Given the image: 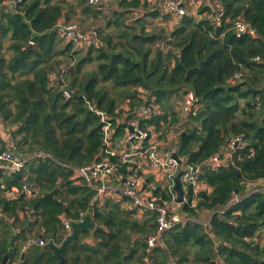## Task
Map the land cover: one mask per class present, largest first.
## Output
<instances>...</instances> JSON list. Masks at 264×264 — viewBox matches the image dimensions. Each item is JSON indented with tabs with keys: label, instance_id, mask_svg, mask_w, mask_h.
I'll return each instance as SVG.
<instances>
[{
	"label": "trees",
	"instance_id": "obj_1",
	"mask_svg": "<svg viewBox=\"0 0 264 264\" xmlns=\"http://www.w3.org/2000/svg\"><path fill=\"white\" fill-rule=\"evenodd\" d=\"M219 7L221 26L215 27ZM198 13L199 19L180 18L168 40L147 33L143 22L129 27L118 16L106 24L108 33L89 25L84 32L94 33L98 45L77 47L85 50L79 57L56 27L76 17L94 22L102 15L98 6L87 0H20L13 10H0V128L8 135L0 139V152L10 140L13 153L28 158L20 172L0 170V264L5 256L20 264H55L49 249L34 245L21 257L13 242L24 245L30 235L60 245L66 237L62 218L75 221L88 211L99 230L92 238L79 233L89 240L77 236L63 253L65 264H152V258L159 264H264V247L256 240L264 226V191H246L264 181V0H201ZM239 18L256 38L234 34L232 23ZM236 72L242 79L230 85ZM50 74L61 81L51 84ZM63 88L71 90L70 98H62ZM189 91L200 108L187 117L174 148L181 167L204 163L231 137H242L244 145L231 164L203 169L199 180L205 188L194 193L186 187L178 210L184 222L162 233L149 253L145 238L157 234L156 214L139 222L131 217L135 211L124 213L113 199L97 209L95 192L72 168L105 159L117 165L110 150L123 139L122 122L134 107L152 94L166 115L169 95ZM96 112L110 123L111 147ZM170 118L178 124L173 111ZM159 121L142 127L160 132ZM116 172L128 175L125 166ZM23 186L33 195L19 193ZM14 189L18 194L8 198ZM155 195L159 204L170 200L160 189ZM235 196L239 201L232 205ZM206 218L208 227L202 224ZM129 233L137 236L134 243Z\"/></svg>",
	"mask_w": 264,
	"mask_h": 264
},
{
	"label": "built area",
	"instance_id": "obj_2",
	"mask_svg": "<svg viewBox=\"0 0 264 264\" xmlns=\"http://www.w3.org/2000/svg\"><path fill=\"white\" fill-rule=\"evenodd\" d=\"M201 0H155L156 7L164 14L176 16L178 18L196 16ZM20 0H12L11 2H0V10L4 7L13 10L15 5ZM101 0H87L89 6H98ZM223 15L222 8H218L213 15V24L215 27L221 26V17ZM198 18V16H197ZM57 31L69 42L76 46L85 45L87 47H96L97 40L94 33L84 32L83 29L74 23L60 24ZM232 30L237 37L248 35L256 38L255 30L249 27L242 19H236L232 23ZM162 48V47H161ZM163 50L168 49L166 47ZM255 60H258L257 58ZM242 79V74L236 72L229 80L230 85L238 84ZM49 81L52 84L54 81H61L59 77L50 74ZM63 87V86H62ZM72 92L69 89H62V98H70ZM143 104L134 107V111L130 117L122 122L123 125V139L119 140L114 149L110 150L112 156L118 157L117 165L111 163L108 159L93 162L91 164L72 168L75 177L83 180L88 187L94 192L93 203L97 209H103L107 199H113L115 202L122 204L124 201L130 202L131 209L142 215H155L154 224L157 228V234L149 235L145 238L147 243V251L150 253L160 242L162 233L171 230L176 225L182 224L184 220L181 218L178 211L170 210L171 206H179L177 196L174 193L175 178H178L183 189V201L186 187L190 186L194 193H197L204 187V184L199 180L202 171L205 168L215 170L222 166H227L232 163L234 154L243 147L244 141L240 136L231 137L225 146L220 147L211 157L204 163L199 165H184L173 157L175 151L171 148H163L165 139H162V132H157L153 126L143 128L144 122L156 119L161 115L160 106L156 103V98L147 96L143 98ZM126 109V106H124ZM183 116H194L200 108L198 99L192 92H186L183 96L181 104ZM104 125V134L107 135L105 143L111 147L112 141L110 137L112 131L110 130V123L103 114L96 112ZM11 141L5 143L4 150L0 152V170L17 173L24 169L28 158H21L13 153L11 150ZM35 156H46L44 154H37ZM181 161V160H180ZM125 166L128 175H118L117 167ZM149 170V171H148ZM148 172L152 175V182L149 187L145 186L146 179L143 174ZM148 181V180H147ZM149 182V181H148ZM156 184V186H154ZM160 189L168 195V201H161L160 198L154 194L153 190ZM264 191V181L259 182V186L252 189L251 192ZM9 193L8 198H13L18 194V190ZM22 195H33L29 186H23L20 192ZM248 196V194H247ZM239 198L235 196L232 205L237 203ZM86 213L79 214L77 220L72 221L66 217L62 218L63 230L66 236L71 232V223H81ZM206 227L209 226L208 220L202 223ZM47 243L41 238L28 239L22 247V251L29 247L37 245L44 247Z\"/></svg>",
	"mask_w": 264,
	"mask_h": 264
},
{
	"label": "crops",
	"instance_id": "obj_3",
	"mask_svg": "<svg viewBox=\"0 0 264 264\" xmlns=\"http://www.w3.org/2000/svg\"><path fill=\"white\" fill-rule=\"evenodd\" d=\"M157 1V0H156ZM138 3L139 6L137 8H132V7H128V4H132V3ZM201 2V1H199ZM156 2L155 0H101V2L98 5V9L100 10V12L102 13L101 16H104L105 19H108L113 13H115V17L118 16L120 17L122 20H124V24L129 26V27H134L137 28V25H135V23H144L145 24V31L147 33L150 34H155L158 35L160 38H165L166 40H168L171 32L173 31V29L179 24L180 22V18L173 16V15H166L163 12H161L160 10L157 9L156 7ZM201 7V6H200ZM109 13V15H108ZM198 16V18H197ZM201 17L200 14H198V12H196V16L194 18L199 19ZM117 18V17H116ZM135 31H137V29H135ZM185 95V93H174L169 95L168 97V103L169 106H171V109L169 111H167L166 115L165 113H161V115H159L157 118L159 121V123L162 125L161 127V131L162 132V139H165V145L163 146V148H171L169 145V137L170 132L169 131H173L175 127H178L179 125H181L182 122L186 123V116H181L180 114H176L177 115V119H178V124H170L171 122V111H173V102L177 105H179V107L181 106L182 102H183V96ZM149 96H153L152 94ZM154 97V96H153ZM177 97H179V101L177 99ZM162 111V110H161ZM174 112V111H173ZM175 113V112H174ZM163 118H166L167 122L164 123L163 122ZM181 119H183V121H181ZM6 131L3 132V130L0 128V136H1V140H3L4 138H6L7 136ZM6 136V137H5ZM177 142V140H176ZM174 146L171 148L174 150ZM11 173V172H10ZM148 173V172H147ZM146 172L143 174V177H145ZM146 183L145 186L147 188H149L150 190H152V187H149L151 184V180L146 178ZM149 182H148V181ZM259 185V184H258ZM258 185H254V186H248L246 191L249 192L252 189L258 187ZM174 193L177 196V192L175 191V183H174ZM154 194H155V190ZM121 209L123 210L126 207V202L124 201L122 204H120ZM175 210L178 211L179 210V206H175ZM209 216V214L207 215V217ZM206 220H208V218H206ZM204 220V222L206 221ZM90 235V234H89ZM93 237V236H92ZM90 236V238H92ZM256 240L259 241V243L261 244L262 247H264V226L260 227L258 232H257V236H256ZM248 241V240H247ZM22 242L21 241H14L13 242V246L14 247H18L20 249V255L21 257H23L22 254L25 253V251H22V247L23 245H21ZM158 246V245H157ZM162 245H160L161 247ZM43 248V247H42ZM7 260L5 262V264H20V262L18 260H16L15 258H9V256H7ZM168 257V256H167ZM22 259V258H21ZM153 259L150 260V262H152ZM168 264H173V261H169Z\"/></svg>",
	"mask_w": 264,
	"mask_h": 264
},
{
	"label": "rangeland",
	"instance_id": "obj_4",
	"mask_svg": "<svg viewBox=\"0 0 264 264\" xmlns=\"http://www.w3.org/2000/svg\"><path fill=\"white\" fill-rule=\"evenodd\" d=\"M199 14V13H198ZM108 15H109V13H108ZM116 17L114 16V13L108 18V19H105L104 18V16H100L96 21H91L90 19H86V23H83L81 20L83 19V20H85V17H79V19H78V17H76V18H74L73 20H71L70 21V23H74V24H78L82 29H83V31L85 30V31H87V30H91V28H88V26L90 25H94L93 27L94 28H97V27H99V28H103L104 30H105V32L106 33H108V32H110L111 30H112V28H107L106 27V24L107 23H112V21H114V19H115ZM161 43H163V42H161ZM162 45V44H161ZM60 47L62 48V47H64V42L63 43H61V45H60ZM77 47H79V46H76V45H74V49H75V52L76 51H79L78 53H79V57H82L83 56V54L85 53V50H80V49H78ZM77 57V56H76ZM63 60H64V58H63ZM94 67V65H90V66H88V67H86V69L87 70H91L92 68ZM62 86H63V84H62ZM109 87V89H110V86H108ZM177 99H178V101L181 99H179V97H177ZM174 105V106H173ZM172 106H173V111L176 113V114H180L181 116L183 115L182 114V107L180 106L179 107V105H177L176 106V104L173 102V104H172ZM181 121H183V119H181ZM185 122H182L181 123V125H179L178 127H175L174 128V130L172 131H169L170 132V137H169V145H170V147L172 148L173 146L175 147V145H176V140H178V136H179V134L180 133H182L184 130H185V124H184ZM149 171V170H148ZM145 177L146 178H148V179H150L151 181L153 180L152 179V175L151 174H149V173H147L146 172V175H145ZM154 186H156V184H154ZM131 209H133L132 208V205H131V203L130 202H127L126 203V207L123 209V212L125 211H130ZM175 209V207L174 206H171L170 207V210L172 211V210H174ZM134 210V209H133ZM124 212V213H125ZM133 216H131L132 217V219H134V220H137V221H139V222H141L142 220H144V216H146L147 214H145V215H142V214H138L136 211H135V213H133L132 214ZM148 216V215H147ZM148 217H150V216H148ZM153 223V222H152ZM81 237V239H83V240H89L88 239V237H85V236H80ZM127 237H130V239H131V241H132V243H134L138 238H137V236L136 235H134V234H132V233H129L128 235H127ZM28 239L30 240L31 239V236L29 235L28 236ZM95 242V240L94 241H91V243H94ZM31 247H33V246H31ZM31 247H29L27 250H29ZM27 250H25V251H27ZM153 259V258H152ZM152 264H159V260H157L156 259V261H154V260H152V262H151Z\"/></svg>",
	"mask_w": 264,
	"mask_h": 264
},
{
	"label": "water",
	"instance_id": "obj_5",
	"mask_svg": "<svg viewBox=\"0 0 264 264\" xmlns=\"http://www.w3.org/2000/svg\"><path fill=\"white\" fill-rule=\"evenodd\" d=\"M32 47V43L29 44L28 48ZM173 157L178 161L180 164L181 161L178 158L177 154L174 153ZM175 191L177 192V202L181 204L183 202V189L181 187V184L178 180V178H175ZM211 212L209 213V217L211 216ZM99 230V228L96 226V224L92 220L91 211H88L81 223H71V232L69 235H67L63 242L60 245H54L52 243H47L43 248L49 249L53 256L56 258L57 262L55 264H65V259L63 257V253L66 249V247L71 244L75 239L77 238L79 233L82 232H88L90 236H93V233L95 231ZM165 253L167 255V251L165 250ZM7 256H5L2 260L1 264H5L7 260Z\"/></svg>",
	"mask_w": 264,
	"mask_h": 264
},
{
	"label": "flooded vegetation",
	"instance_id": "obj_6",
	"mask_svg": "<svg viewBox=\"0 0 264 264\" xmlns=\"http://www.w3.org/2000/svg\"><path fill=\"white\" fill-rule=\"evenodd\" d=\"M81 234H79L78 236H80Z\"/></svg>",
	"mask_w": 264,
	"mask_h": 264
}]
</instances>
